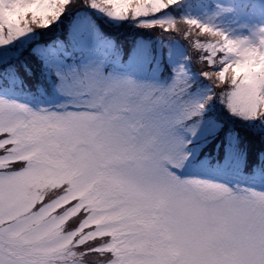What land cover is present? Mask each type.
<instances>
[{
	"label": "snow or ice",
	"instance_id": "6c2138e0",
	"mask_svg": "<svg viewBox=\"0 0 264 264\" xmlns=\"http://www.w3.org/2000/svg\"><path fill=\"white\" fill-rule=\"evenodd\" d=\"M0 264H264V0H0Z\"/></svg>",
	"mask_w": 264,
	"mask_h": 264
},
{
	"label": "rangeland",
	"instance_id": "374dc122",
	"mask_svg": "<svg viewBox=\"0 0 264 264\" xmlns=\"http://www.w3.org/2000/svg\"><path fill=\"white\" fill-rule=\"evenodd\" d=\"M225 2L226 3H233V2H235L236 4H237V7H240L241 6V2H242V0H225ZM182 11V10H181ZM191 11V10H190ZM174 14H176V13H174ZM193 14H197L196 12H193ZM246 18H248V19H251V16H248V17H246ZM227 114L225 113V117H226V119L229 121V123L230 124H233L235 127H245L246 129H248V124L250 123H252V122H245V121H242V120H240L239 118H236V117H230V116H226ZM212 141H214V140H209V142L206 144V145H204V147L201 149V150H205L206 151V146L210 143V142H212ZM215 143H216V141H214ZM206 155L207 156H212L211 155V152L210 153H206ZM201 158H203V157H201Z\"/></svg>",
	"mask_w": 264,
	"mask_h": 264
},
{
	"label": "trees",
	"instance_id": "16d2710c",
	"mask_svg": "<svg viewBox=\"0 0 264 264\" xmlns=\"http://www.w3.org/2000/svg\"><path fill=\"white\" fill-rule=\"evenodd\" d=\"M241 131H243V132H247V131H249L248 129H246L245 127H238Z\"/></svg>",
	"mask_w": 264,
	"mask_h": 264
}]
</instances>
